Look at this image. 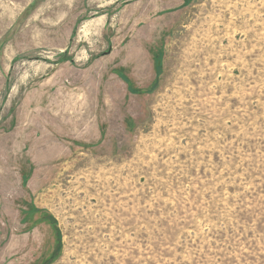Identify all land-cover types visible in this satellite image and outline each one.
I'll list each match as a JSON object with an SVG mask.
<instances>
[{
  "label": "rangeland",
  "instance_id": "374dc122",
  "mask_svg": "<svg viewBox=\"0 0 264 264\" xmlns=\"http://www.w3.org/2000/svg\"><path fill=\"white\" fill-rule=\"evenodd\" d=\"M0 264H264V0H0Z\"/></svg>",
  "mask_w": 264,
  "mask_h": 264
}]
</instances>
